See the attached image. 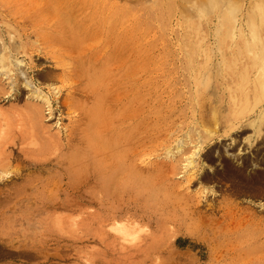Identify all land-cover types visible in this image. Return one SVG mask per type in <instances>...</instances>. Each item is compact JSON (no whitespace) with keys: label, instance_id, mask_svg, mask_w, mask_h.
<instances>
[{"label":"rangeland","instance_id":"1","mask_svg":"<svg viewBox=\"0 0 264 264\" xmlns=\"http://www.w3.org/2000/svg\"><path fill=\"white\" fill-rule=\"evenodd\" d=\"M204 1L113 0L127 9L128 25H140L141 123L135 128L133 120L122 119L134 109V89L127 82L121 90L125 98L102 117L106 127L93 144L79 127L71 130L82 115L69 114L62 104L68 88L60 78L47 77L61 71L46 37L58 24L50 25L59 1L0 0V44L11 39V31L17 42L32 44L26 55L19 54L25 60L11 72L14 80L0 77V162L11 159L5 161L10 172L0 167V264H264V182L254 181L264 175V117L260 128L251 124L264 107V94L251 111L233 119L234 126L228 124L230 79L222 72L223 53L216 42L220 13L227 9L237 15L234 40L241 32L251 40L256 7L264 0H228L229 6L220 0L218 8ZM79 5V0L69 1L84 22ZM192 23L204 31L194 65L184 44ZM257 69L247 78L252 87ZM52 86L62 88L56 101ZM38 88L52 98L51 109L38 101L44 108L42 123L61 135L57 145L43 147L30 134L20 139L22 131L32 130L25 111ZM94 96L104 105L111 97L98 91ZM94 100L87 107L93 103V108ZM5 132L14 138L4 139ZM201 136L208 139L199 141ZM229 164L243 168V175L230 177ZM108 176L124 181L108 183ZM12 194L31 199L7 201Z\"/></svg>","mask_w":264,"mask_h":264},{"label":"bare ground","instance_id":"2","mask_svg":"<svg viewBox=\"0 0 264 264\" xmlns=\"http://www.w3.org/2000/svg\"><path fill=\"white\" fill-rule=\"evenodd\" d=\"M58 1H59V4H58V7L56 8V10L54 12V15H52L53 20L51 19L52 22L50 25H52L54 23H58V24L51 27L49 32H47L46 37L50 40V42L52 44L58 45V48H51L52 44L50 43L49 44V51L50 52L53 51V54L51 55V59H54V63H53L54 66H57V68L59 67L61 71L53 74L54 72L52 70L53 73L48 72L47 77H49L51 80H55V78L56 79L60 78L61 82L63 83V88L64 87L68 88L67 96L64 98V100H62V104L68 109L67 112L69 114H75V115H78L80 112V114L82 115V119H80V120L76 119L73 122L71 130L79 127L80 130H83V135L85 134V137H87L89 139V142H92L93 144L95 142H97V140L99 139L98 135H101V131L105 130V129L103 130V127L104 128L106 127V125L103 126L101 119L103 116H105V114L110 113V111H113V110H111V108L113 106H118V103H119L118 101H121L120 98H125V97H123V96H125L124 94L121 95V90H122V87L124 85L126 86L127 82H130L133 86L132 88L134 89V94H135V95L133 94L135 96L133 99L134 100V109L131 113L129 111V114H128V112H126V115L123 116L122 119H124V120L126 119L128 121L127 118H129V119L133 120L134 124H135V128H139L140 123H141V113H142L141 104H140V102H141V63H140V59H141V36H140L139 22H137L134 26L128 25L127 21H128L129 17H128L127 9L123 6H118L117 4H115V2H113V0H79L80 5H79V8L76 10L80 13H83V16H85V18L87 17L86 21L79 22L77 19V16L71 10L72 8L69 6L70 0H58ZM206 1H208V0H205L204 2H206ZM219 1L220 0H209V2H208L209 7L210 6L214 7V8L221 7L220 6L221 4ZM230 1H232V0H230ZM201 2L202 1H200V3ZM233 2H234V0H233ZM226 3H227L226 4V6H227L229 4L228 0ZM240 3H238V4H240ZM204 6H201V7H204ZM226 6L224 5V7H226ZM234 6H235V4H234ZM236 6L239 7L240 5L238 6L236 3ZM167 7H168L169 11H172L174 8V4L170 3V1H168ZM185 8H186V6H185ZM197 8H199V7L197 6ZM256 8H257V10L255 12L257 14V18L261 22L258 23L259 22L258 20L253 21V24H254L253 30L255 29L254 31H256V32L254 33L252 31L254 36L251 35V40L247 39L245 37V35H243L242 32L239 35V40L238 41L234 40L235 34L233 32L234 28L232 27V25H233L232 20L237 15H234V17H233L232 12H230V10H228V9L226 11H222L220 13L222 16L220 15L221 20L219 18L220 22L218 23V25L221 24L219 26L221 29L220 30L221 32H219V29L218 30L215 29V30H217V33L218 32L220 33L219 41H216V42L219 43V47H220V48L217 47V50L220 49V50H222V53H223L222 54L223 60L221 62V63H223V71L222 72H224L227 75V77L230 79V81L228 82V88L230 91V103H229V111L227 114V118L229 121L228 124L230 126L235 125L234 123H232L234 118L241 116V115H244L245 113H248L249 111H251V109H253V107H254V106L251 107L252 103L258 101L261 98V95L264 94L261 92V90H264V2L261 1L257 5ZM60 9H66V10L65 11L63 10V12H62V10H60ZM182 10H184V9L182 8ZM198 10H200V8ZM239 11H240V9H239ZM64 12H65V14H63ZM202 13L204 14V10ZM254 14H252V15H254ZM87 19H88V22H87ZM151 19H153V18H151ZM252 19L254 20V18H252ZM234 20L236 22L235 18H234ZM205 22H206V20H205ZM244 23H246V22H244ZM251 23H252V20H251ZM190 26H191V30H190L191 32L187 37H185V43L184 44H185L186 55L188 57V60H189V62H191L193 64V62L196 58V55H197V51L195 49H196V46L202 42V39L204 37V31H202L201 25L192 23L189 25V27ZM219 27H216V28H219ZM250 28L252 29V27H250ZM11 32L13 33L14 31H11ZM11 32H10V38L13 40L14 39V35H13L14 33L12 34ZM20 33H22V32H20ZM233 34H234V36H233ZM4 39L2 38V40H1L2 43L0 44V77H1V75H4L8 79L14 80L15 74L11 73V72L13 70L15 71L17 69H20V65L22 62H24L23 59L25 58V57L21 58L19 56V54H25V53L31 51V47H29V45L31 46L32 44L30 42H26L24 40L23 41L26 43H21L20 41L17 42L18 41L17 38H16L17 41L15 39L13 41H11V39L10 40L8 39L9 41H5ZM21 39H23V38H21ZM27 39H28V35H27ZM34 42H36V41H34ZM14 67H17V68H14ZM255 68H258L257 69L258 73H256V77L254 79V83H253V87H252V85L250 86L249 82H247V78H248V76H250V73H252ZM118 79H119V81H118ZM13 82L11 81L10 83H13ZM125 86H124V88H125ZM61 90H62V88L60 86L59 87L58 86H56V87L52 86L51 87V91L54 93L53 99L49 95L43 93V90H41L40 88L35 90L36 94L34 93L33 97L36 100L32 99L33 103L30 102L31 104H29V106L26 107V111H25V116H27V118L30 122V127L32 130L30 133H28L27 131H22V133L20 135L21 140L25 136L30 134V136H35V137L37 136L38 139L41 141V145L43 147H47L48 145L49 146L57 145L56 142H59L61 135H60L59 131L53 132L51 127L45 126V124L42 123L44 120V116H45L43 113L44 108L39 107L40 103L38 100H42L43 103L45 102L44 104H48L49 108L51 109L50 106H51L52 100L56 101L58 99L59 96L57 93H59V92L61 93ZM118 90H119V94H118ZM97 91L100 93H103L104 96H106V94H110L111 100L110 99L108 100V97H107L108 105H104L102 102L103 99L101 100V98H99L100 100L98 99L99 102L97 101V99H96L97 97L95 98V96H94V92L96 93ZM130 91H132V90H130ZM252 95H254V96H252ZM131 97H133V96H131ZM102 98H103V96H102ZM91 100H94V102H95L94 103L95 106L93 105L94 106L93 108H92L93 103L91 104V106L89 105V107H91V108L87 107V105L91 102ZM211 103H212V101H211ZM119 108H120V106H119ZM263 109H264V107H263ZM263 109H262L258 119L253 121V123H251L252 125H255L256 128L261 127V124L258 121H261L264 117V110ZM129 110H132V109H129ZM124 112H122V113H124ZM111 115H113V114H111ZM208 116H209V113H208ZM260 117H261V119H259ZM84 119H86V122H82ZM209 119H211V118H209ZM19 120H20V118H19ZM103 120H105V119H103ZM16 122H15V124H16ZM123 123H125V122H123ZM116 125H117V123H116ZM205 125H207V124H205ZM205 127H207V126H205ZM1 129H2V127H1ZM109 129H107V130H109ZM209 129H210V127H209ZM4 131H5V129H4ZM125 131H127V130H125ZM105 133H106V131H105ZM110 134H112V133H110ZM2 135H3L4 139L14 138V136H9L8 133H6V132ZM28 139H29V137H28ZM203 139L206 140V139H208V137L201 136L199 138V141H202ZM9 141H12V140H7V142H9ZM99 143H101V142L99 141ZM101 146H103V145H101ZM99 147H100V145H99ZM19 148H20V150L22 149V147H19ZM94 148H96V147L94 146ZM105 149H106V147H105ZM29 152L30 151H28V153ZM26 153H27V151H26ZM12 154L16 155V153H13V152H12ZM17 154L18 155L16 156V158H19V153H17ZM0 155H1V153H0ZM9 155H10V153H9ZM26 157H28V156H26ZM9 159L10 158L7 156L6 160L9 161ZM14 159H15V157H14ZM21 159H22V157H21ZM23 159L25 160L27 158L23 157ZM41 159H42V157H41ZM75 159L77 161V159H79V158L76 157ZM6 160L4 158V161L0 162V167H2V169H4L5 173L8 171V167L7 168L5 167L8 165V162H7V165H5ZM46 160H47V158H45V161ZM112 160L115 161V159H112ZM103 161H104V158H103ZM28 162L30 163L29 160H28ZM28 162H27V165L29 164ZM32 162H34V161H32ZM105 162H108V161L106 160ZM116 162H114V163H116ZM188 163L192 164L193 159H190ZM188 163L186 164V166H188ZM112 164H111V167H112ZM32 165L35 166L37 164H35V165L32 164ZM39 165H41V164H39ZM243 165H244L243 167L245 168L246 164L244 163V160H243ZM10 166H11V164H10ZM104 166H106V165H104ZM111 167H109V170H111L110 169ZM28 168H31V167H28ZM237 168L233 167V165L229 164V165H227V168H226L227 170H225V171L228 172V175L230 177H233V176L237 177L236 175L240 176V174L243 175V171H242L243 168H241V169H237ZM8 172H10V171H8ZM116 174H118V173H116ZM126 175H127V173H126ZM119 176H122V175L120 174ZM10 177H12V176H10ZM113 179H111L110 176H108L106 178L108 183L111 182V183L121 184L124 181L122 177L119 179L116 178L115 180H113ZM235 179H237V178H235ZM27 180H28V178H27ZM34 180H35V178H34ZM254 181H258L261 183L264 182V175L255 176ZM105 183H107V182L105 181ZM24 184H25V182H24ZM250 184H249V186H250ZM255 184H257V183H255ZM243 185L244 184H242L241 186H243ZM252 185H254V184H252ZM24 186H23V188H24ZM29 190H30V188H29ZM257 190H259V189H257ZM15 191H16V189H15ZM22 191H24V190H22ZM50 192L51 191H49V193ZM22 193L23 192H21V194ZM23 195H26V194H23ZM12 196H13V194H12ZM37 197H39V196H37ZM30 199L31 198L29 197V195L26 197V196H20V194H18L16 196L10 197L9 199H7V201L11 200V201L21 202V201H25V200L28 201ZM57 204H58V202H57ZM11 210H12V208H11ZM258 227L260 229H262L264 227V225H263V227L262 226H258ZM261 257H262V255H261Z\"/></svg>","mask_w":264,"mask_h":264},{"label":"clouds","instance_id":"3","mask_svg":"<svg viewBox=\"0 0 264 264\" xmlns=\"http://www.w3.org/2000/svg\"><path fill=\"white\" fill-rule=\"evenodd\" d=\"M118 228H124V225H117Z\"/></svg>","mask_w":264,"mask_h":264}]
</instances>
